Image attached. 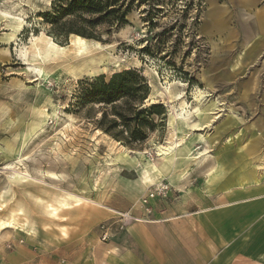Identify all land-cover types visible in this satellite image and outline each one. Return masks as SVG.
<instances>
[{
	"label": "rangeland",
	"instance_id": "1",
	"mask_svg": "<svg viewBox=\"0 0 264 264\" xmlns=\"http://www.w3.org/2000/svg\"><path fill=\"white\" fill-rule=\"evenodd\" d=\"M55 1L47 5L45 0H0V11L7 12L0 18V220L15 225L0 231V264H107L108 237L134 223L120 216L130 212L137 218L144 212L140 198L159 182L141 179L145 166L158 162L154 146L171 140L176 128L168 124L173 111L168 97L148 101L153 91H164L165 82L187 104L182 135L194 151L171 182L165 177L167 198L157 199L149 216L164 203L172 204L178 214L212 210L208 213H217L218 224L223 215L222 223L228 225L234 224L236 209L264 212V51L252 56L251 49L223 47L228 28L234 29L232 20L229 26L223 24L221 34L204 30L218 24L217 19L205 20L215 3L222 6L226 19V0H121L129 7L127 24L110 33L105 27L94 30V42L123 58L118 69L112 64L111 71L100 76L108 81L130 68L148 87L153 85L141 108H162V116L151 117L154 126L145 140L133 148L96 129L102 105L78 101L82 87L99 76L75 79L56 69L42 81L28 68L35 37L68 45L70 36L62 41L43 16ZM18 17L24 23L13 34L9 24ZM136 62L139 66L134 68ZM147 69L155 79L146 76ZM197 91L203 95L199 104L194 100ZM173 103L177 106L179 101ZM211 103L216 108L207 112L208 121L202 125L194 111ZM7 145L20 151V163L4 151ZM123 150L127 157L121 155ZM218 165L222 179L208 187V175ZM39 170L62 178L48 179ZM24 171L27 181L13 183L11 174ZM242 175H253L259 186L237 187ZM66 195L85 200L76 203ZM102 226L109 233L104 242L99 238Z\"/></svg>",
	"mask_w": 264,
	"mask_h": 264
},
{
	"label": "crops",
	"instance_id": "2",
	"mask_svg": "<svg viewBox=\"0 0 264 264\" xmlns=\"http://www.w3.org/2000/svg\"><path fill=\"white\" fill-rule=\"evenodd\" d=\"M225 3L226 19L222 6L215 3L205 20L217 19L218 24H209L204 30L221 34L223 24L229 26L232 20L234 29L228 28L222 46L245 52L251 49L252 56H258L264 51V0ZM155 202L150 203L152 208ZM171 207L166 203L157 206L151 216L140 211L138 222L109 236L107 264H264V212L236 209L234 224L228 225L222 223L223 215L218 224L217 213H208L212 210L178 214Z\"/></svg>",
	"mask_w": 264,
	"mask_h": 264
},
{
	"label": "bare ground",
	"instance_id": "3",
	"mask_svg": "<svg viewBox=\"0 0 264 264\" xmlns=\"http://www.w3.org/2000/svg\"><path fill=\"white\" fill-rule=\"evenodd\" d=\"M51 1L52 0H45V3L47 5H50ZM34 7L36 8V6ZM5 13H7L5 10H3V12L0 11V18L3 16L6 17ZM14 21L15 22H11L9 24V27L11 28L12 33L16 34L21 31L22 29L21 23L23 24L24 20L18 17ZM18 21H20V23H18ZM31 43H32L31 44L32 49L30 50V54H29L30 55L29 62L31 66H29L28 68H30L31 71H33L36 74V76L39 77L42 81L47 80V78H49V75L52 74V71L56 69L60 70L64 74L66 73L74 77L75 79H79L81 76L92 77V76L106 75L109 71H111L110 67L112 66V64H114L113 65L114 68H117L119 67L120 62H122L123 60V58L120 59L119 57H116L113 54L111 48H106L105 46H102L97 42L86 40L76 35H70L68 45L65 47L58 46L50 38L44 37V36L35 37L31 41ZM22 55H23V52H22ZM242 55L243 54H240L239 57L236 59L235 67H237V69L241 65L240 58ZM25 57H26V54H25ZM21 60H24V59L22 58ZM27 62L28 61H26L25 63ZM26 65L28 66V64ZM138 66H139V63L136 62L134 68ZM128 69L130 68L126 67L123 69V71H126ZM152 72L153 71L148 70V69L145 71V74L146 76L149 77V79H153V78L155 79L156 74ZM160 85L162 86V84ZM163 85H165V88L163 87L161 88H163L164 91H157V92L153 91L151 95L149 96L148 101H154L155 98L164 99L165 97H168V100L170 101V104L173 109V111L168 116V124L171 128H173L174 126H176V128L173 129V131L174 130L175 131L171 135V140H169L163 145L160 144V145L154 146V152L156 154L155 156L158 162L147 164L145 168L143 169V176H142L141 181L145 183L146 182L152 183L157 180L160 181L162 178H165V177H168V181L171 182L174 176V175L172 176V174L174 172L176 173V171L180 169L182 165H185L183 162L189 160L191 158V155H193L192 153L194 151L191 141L189 140L187 143H184V135H182L183 123L181 122V119H182L181 117L184 114H187V115L189 114L186 111L187 104L183 100H181L182 97L180 93H177L176 91L173 92L172 90H170V85H168V82L163 83ZM149 87H153V85L151 84L149 85ZM202 98H203V95L200 91H197L194 94V100L198 102V104L201 103ZM175 101H179V104H177V106L173 105L174 104L173 102ZM212 107L213 108L215 107V103H211L209 106L208 105L204 107L202 106L203 109L200 107H199L200 109L199 108L195 109L194 113H196L199 116L198 120L200 121L202 125L207 123L208 121L207 112L212 110ZM42 115L43 113L40 114V116ZM39 122H40V119H39ZM193 127L198 128L197 124L194 125ZM178 135L179 137H177ZM4 151L9 155V157L19 159L17 163L21 162L19 150L14 149L11 145H7ZM126 154L127 152L123 150V153L121 155L123 157H127ZM192 159L195 160L196 158L192 157ZM218 166L219 167L215 171H213L212 173L208 175V181H207L208 187L211 186V184L213 183H216V182L218 183L219 180L222 179L223 169L221 168L220 165ZM12 168H14L12 167V165L8 166V169H12ZM39 173L40 175L45 176L48 179H52V180H59L60 178H62L61 174L57 175L56 173L48 171V170L46 171L39 170ZM27 174H28L27 171H24V173L14 172L11 174L12 176L10 178L13 181V183L14 182L20 183L23 181H27V179L29 178ZM182 175L183 173L181 174V176ZM251 176L252 177L250 179H252L253 181L251 182V184H249L250 179L242 175L239 178V183L237 187H244L246 185H250V186L253 185L252 187L259 186L260 180L258 181V179H255L253 175ZM180 178L181 177L179 176V179ZM65 199L73 200L76 203H79L85 200L83 198L74 197L73 195H68V196L66 195ZM65 208L67 207L65 206ZM25 215H26V212H25ZM13 228H15V225L13 224L12 221L0 220V231H3L5 229H13Z\"/></svg>",
	"mask_w": 264,
	"mask_h": 264
},
{
	"label": "trees",
	"instance_id": "4",
	"mask_svg": "<svg viewBox=\"0 0 264 264\" xmlns=\"http://www.w3.org/2000/svg\"><path fill=\"white\" fill-rule=\"evenodd\" d=\"M128 14L129 7L121 0H56L52 10L43 16L65 42L70 35L98 41L95 29L105 27L106 33H110L127 24ZM62 19L67 20L58 24ZM148 95V84L130 69L111 75L108 81L99 76L86 83L78 101L102 105L96 129L122 146L133 148L153 128L151 117L162 116L161 105L141 108Z\"/></svg>",
	"mask_w": 264,
	"mask_h": 264
},
{
	"label": "built area",
	"instance_id": "5",
	"mask_svg": "<svg viewBox=\"0 0 264 264\" xmlns=\"http://www.w3.org/2000/svg\"><path fill=\"white\" fill-rule=\"evenodd\" d=\"M169 191V184L167 181L162 180L159 183L155 184L152 188L147 189V192L140 198V206L143 208L144 213L146 216H149L151 214V202L157 199L165 200L167 197V192ZM124 219V221H134L138 222L137 218H134L131 216L130 213H124L120 216ZM107 232L106 228L104 226L101 227L100 231V241L104 242L107 240Z\"/></svg>",
	"mask_w": 264,
	"mask_h": 264
}]
</instances>
